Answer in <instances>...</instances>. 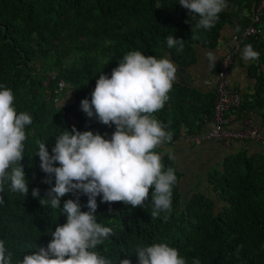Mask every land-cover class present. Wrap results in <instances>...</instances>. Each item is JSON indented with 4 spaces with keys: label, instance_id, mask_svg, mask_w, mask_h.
<instances>
[{
    "label": "trees",
    "instance_id": "1",
    "mask_svg": "<svg viewBox=\"0 0 264 264\" xmlns=\"http://www.w3.org/2000/svg\"><path fill=\"white\" fill-rule=\"evenodd\" d=\"M258 1L226 0L227 7L215 25L204 29L195 26L179 0H0V85L13 90L17 112H28L33 118L25 127L20 162L28 193L13 192L10 181L0 193L4 197L0 240L12 253L11 264H20L25 255L47 246L55 228L66 223L62 208L67 199L79 195L81 210L88 211V197L79 193L62 197L61 208L40 205L32 189L38 188L43 197L55 178L53 174L52 185L43 182L46 174L36 153L45 142L51 154L55 137L73 126L111 138L115 125H104L95 115L87 117L81 100L90 101L99 75L110 77L129 52L140 51L158 59L167 53L178 67L186 68L197 60L195 47L214 49L222 28L230 25L238 50L229 68L247 45L258 53L244 65L246 77L252 80L251 91L241 95L230 87L242 98L240 109L244 113L253 110L260 122L255 123L264 124V36H240ZM254 25L264 31V8ZM169 35L184 40L182 50L168 48ZM59 82L71 98L63 106L54 104ZM168 95L164 107L153 115L171 134V140L155 149L162 157L163 170L171 167L177 177L171 212L151 218V189L143 207L101 202L98 196L96 220L113 234L93 250L111 264L125 258L138 264V248L167 243L178 249L187 264L194 258L201 264H264V157L244 150L227 154L206 171L207 194L195 191L182 196V173L164 147L211 125L214 88L201 91L176 81ZM255 123L252 121L253 126Z\"/></svg>",
    "mask_w": 264,
    "mask_h": 264
},
{
    "label": "clouds",
    "instance_id": "2",
    "mask_svg": "<svg viewBox=\"0 0 264 264\" xmlns=\"http://www.w3.org/2000/svg\"><path fill=\"white\" fill-rule=\"evenodd\" d=\"M179 4L189 11L195 26L204 29L212 28L227 7L226 0H179ZM166 41L169 49L183 48L182 39L169 35ZM206 57L213 68L217 57L211 51ZM257 57L258 53L247 45L242 58L247 61ZM177 73L178 66L167 53L158 59L140 51L129 52L110 77L99 75L91 100H81V109L87 117L95 115L100 123L115 125L111 138L93 131L81 132L73 126L71 131L65 129L55 137L51 154L45 142L39 144L36 155L46 174L43 182L52 185L54 174L55 184L43 197L38 188H33L32 196L39 198L41 206L55 209L61 208V198L67 194H84L88 197V211L81 210L79 195L67 199L62 208L66 223L55 228L46 247L40 246L25 255L20 264H111L93 250L113 234L110 227L96 220L98 196L101 202L143 207L151 189V218L171 212L177 177L173 168L163 170L162 157L155 151L171 140V134L153 113L161 110L169 99ZM14 100L13 90L0 85V193L10 181L13 192L27 195L28 181L20 162L27 138L25 127L33 123V118L28 112L18 113ZM57 163L59 166H54ZM3 203L4 197L0 196V204ZM136 256L138 264H187L178 249L167 243L138 248ZM11 257L12 253L0 240V264H11ZM119 264L132 262L125 258ZM192 264L201 261L194 258Z\"/></svg>",
    "mask_w": 264,
    "mask_h": 264
},
{
    "label": "crops",
    "instance_id": "3",
    "mask_svg": "<svg viewBox=\"0 0 264 264\" xmlns=\"http://www.w3.org/2000/svg\"><path fill=\"white\" fill-rule=\"evenodd\" d=\"M233 30L230 25H225L221 30V40L218 42V45L214 49H203L201 47H195L197 60L194 64L182 68L178 67L177 73V82H185L192 87H195L201 91H206L213 88L211 84L214 78V72L216 67L223 56L226 49L231 47L233 44L238 43L232 36ZM213 52L217 57L215 66L213 68L209 67V60L206 57L207 52ZM244 49L239 53L235 60H233L232 66L228 70V79L230 85L233 86L239 94L249 93L251 91L252 80L247 78L245 75L244 65L246 60L242 58ZM245 113L251 119L253 123H260L259 117L254 113L253 110H245ZM255 123V124H256ZM256 124V125H257ZM197 144V145H196ZM170 155L173 157L175 152L179 154H189L194 149L196 152H201L202 157L212 158L213 163H218L221 158L227 154L236 153L239 150H244L247 154L258 153L264 157V146H261L254 142H244L241 140H232L229 144H224L216 140H209L201 143H193L187 139V136H180L173 144L169 147H164ZM174 158V157H173ZM175 159V158H174ZM176 161V160H175ZM214 165V164H213ZM211 165V166H213ZM198 164L196 167L198 168ZM186 174V173H185ZM205 172L201 174L198 170L190 173V176L187 174V186L196 185L200 181L201 192L207 194ZM202 175V176H201ZM180 178V182L182 181ZM186 176L184 177V179ZM204 182V186L203 183ZM182 185L181 189L186 188ZM211 193V192H210ZM209 193V194H210Z\"/></svg>",
    "mask_w": 264,
    "mask_h": 264
},
{
    "label": "built area",
    "instance_id": "4",
    "mask_svg": "<svg viewBox=\"0 0 264 264\" xmlns=\"http://www.w3.org/2000/svg\"><path fill=\"white\" fill-rule=\"evenodd\" d=\"M264 8V0H259L250 16V22L240 33L244 37L250 34H261L254 24L260 21ZM238 50L235 43L224 52L214 72V102L211 117V125L207 131L187 137L189 141L202 142L204 140H216L229 144L232 140L252 141L264 146V124L252 125L248 114L244 113L240 106L242 98L229 85L228 70L233 55ZM58 84L63 85L62 82Z\"/></svg>",
    "mask_w": 264,
    "mask_h": 264
},
{
    "label": "rangeland",
    "instance_id": "5",
    "mask_svg": "<svg viewBox=\"0 0 264 264\" xmlns=\"http://www.w3.org/2000/svg\"><path fill=\"white\" fill-rule=\"evenodd\" d=\"M211 82H212L211 84L213 85V88H214L213 81H211ZM229 85H230V83H229ZM55 91L59 94L55 103H54L56 106L66 105L70 101L71 98L69 96V91L64 89L63 85H60L57 83ZM208 129H209V125L206 126L205 131H207ZM205 141H209V140H204V141H202V143ZM192 142L193 143H201V142H194V141H192ZM168 153L170 154V152H168ZM173 157L176 160L178 170L183 175L182 181L179 182V186H181V187H182V185L185 187L187 186V184H188L186 182L188 179L187 175L190 176L191 172L193 173L194 171L198 170V172L203 174L204 172L206 173V171L212 167L211 165H213V164L215 165V163L212 162V158L209 159L207 157H202V153L196 152L195 149L189 154L177 155L174 152ZM197 164L199 165L198 168L196 167ZM185 176H186V178L184 179ZM202 184L204 186V182ZM195 191H202L200 188V181H198L196 185L191 184L184 189L180 188V192H181L182 196H184L185 194H187L189 192H195Z\"/></svg>",
    "mask_w": 264,
    "mask_h": 264
}]
</instances>
